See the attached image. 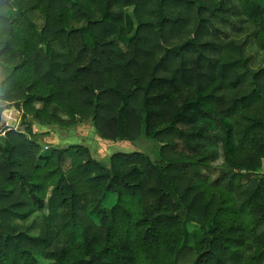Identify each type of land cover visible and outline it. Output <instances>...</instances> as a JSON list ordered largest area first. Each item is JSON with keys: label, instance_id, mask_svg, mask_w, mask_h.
<instances>
[{"label": "trees", "instance_id": "trees-1", "mask_svg": "<svg viewBox=\"0 0 264 264\" xmlns=\"http://www.w3.org/2000/svg\"><path fill=\"white\" fill-rule=\"evenodd\" d=\"M0 100V264H264V0H0Z\"/></svg>", "mask_w": 264, "mask_h": 264}, {"label": "rangeland", "instance_id": "rangeland-1", "mask_svg": "<svg viewBox=\"0 0 264 264\" xmlns=\"http://www.w3.org/2000/svg\"><path fill=\"white\" fill-rule=\"evenodd\" d=\"M127 27L129 35L132 36L137 28L136 21L132 16V9L128 10ZM39 127V125H35ZM44 133L47 135L40 143L44 150L49 147H68L72 145H81L89 148L93 158L102 162L105 165H109L110 157L117 153H132L142 152L152 157H155L156 147L152 141L142 140L137 143L130 142H107L98 137L91 122H87L77 128L65 130L59 127H47L44 129ZM264 172V165H263ZM198 227L190 225V230L197 233L198 238L201 235L198 232Z\"/></svg>", "mask_w": 264, "mask_h": 264}, {"label": "crops", "instance_id": "crops-1", "mask_svg": "<svg viewBox=\"0 0 264 264\" xmlns=\"http://www.w3.org/2000/svg\"><path fill=\"white\" fill-rule=\"evenodd\" d=\"M0 110H1V123H0V131L4 130H11V129H18V126L21 121V112L17 109L11 107L8 103L2 102L0 100ZM4 127V128H3ZM47 127H35V133H44V129ZM4 130L0 133V136H3Z\"/></svg>", "mask_w": 264, "mask_h": 264}, {"label": "water", "instance_id": "water-1", "mask_svg": "<svg viewBox=\"0 0 264 264\" xmlns=\"http://www.w3.org/2000/svg\"><path fill=\"white\" fill-rule=\"evenodd\" d=\"M4 128V127H3ZM5 129V128H4ZM4 129H2L1 131H0V133L4 130Z\"/></svg>", "mask_w": 264, "mask_h": 264}, {"label": "built area", "instance_id": "built-area-1", "mask_svg": "<svg viewBox=\"0 0 264 264\" xmlns=\"http://www.w3.org/2000/svg\"><path fill=\"white\" fill-rule=\"evenodd\" d=\"M3 135H4V133H3Z\"/></svg>", "mask_w": 264, "mask_h": 264}]
</instances>
